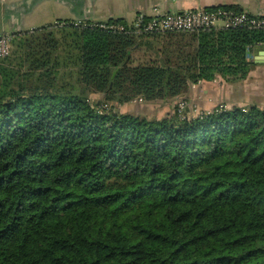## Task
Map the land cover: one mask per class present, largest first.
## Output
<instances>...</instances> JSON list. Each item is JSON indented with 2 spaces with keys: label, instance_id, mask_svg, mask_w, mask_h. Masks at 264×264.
I'll use <instances>...</instances> for the list:
<instances>
[{
  "label": "trees",
  "instance_id": "obj_1",
  "mask_svg": "<svg viewBox=\"0 0 264 264\" xmlns=\"http://www.w3.org/2000/svg\"><path fill=\"white\" fill-rule=\"evenodd\" d=\"M23 35L0 60V264H264L263 108L149 120L88 97L244 81L264 30L169 33L176 49L141 65L154 34L65 21Z\"/></svg>",
  "mask_w": 264,
  "mask_h": 264
},
{
  "label": "crops",
  "instance_id": "obj_2",
  "mask_svg": "<svg viewBox=\"0 0 264 264\" xmlns=\"http://www.w3.org/2000/svg\"><path fill=\"white\" fill-rule=\"evenodd\" d=\"M218 7H233L252 15H264V0H0V35H22L65 21L74 25L112 20L132 23L142 13L155 15ZM263 51L259 46L253 48L250 53L252 60L262 59L260 53ZM142 54V47L134 50L132 63L138 64ZM253 71H264V64L255 63ZM218 78L213 82L192 85L189 96L199 103L196 105L206 107L211 101H229L230 95V101L244 99L240 83L227 84ZM235 105L244 107L240 102Z\"/></svg>",
  "mask_w": 264,
  "mask_h": 264
},
{
  "label": "built area",
  "instance_id": "obj_3",
  "mask_svg": "<svg viewBox=\"0 0 264 264\" xmlns=\"http://www.w3.org/2000/svg\"><path fill=\"white\" fill-rule=\"evenodd\" d=\"M99 27L115 32H135L138 34L189 33L208 29H249L264 30V15H252L248 12H236L228 9L188 10L180 13H156L155 15L139 14L132 23L121 25L117 23H86L75 24ZM14 37L5 33L0 35V60L8 58L12 53ZM249 58L252 59L249 53ZM190 106L187 100H182L177 106L181 118L190 117L185 111ZM216 112L228 110L226 105L216 107ZM215 108V109H216ZM201 112L192 117H202L209 114Z\"/></svg>",
  "mask_w": 264,
  "mask_h": 264
},
{
  "label": "rangeland",
  "instance_id": "obj_4",
  "mask_svg": "<svg viewBox=\"0 0 264 264\" xmlns=\"http://www.w3.org/2000/svg\"><path fill=\"white\" fill-rule=\"evenodd\" d=\"M56 33V29H54ZM57 34V33H56ZM169 33L165 34H154V35H146L139 38L141 43V47L143 48L142 59L139 60L138 64L132 63L133 65H141L150 63L152 61H159L164 59V52L168 49L175 50L177 47V42L179 41L178 38L173 36H167ZM38 35V34H37ZM140 35V34H139ZM25 37L24 35L21 38L14 40L12 51L15 49V45L17 42L20 41ZM189 41V39H186ZM149 43V44H148ZM185 43V42H184ZM139 49V48H138ZM159 50V51H158ZM158 52H161L162 55L160 56ZM156 54V55H155ZM75 70H77L75 68ZM70 71H66L68 74ZM66 79H70V77H66ZM221 79V78H218ZM71 80V79H70ZM243 87L244 96L242 100L238 102L229 101L228 100H217L214 102H210V105L206 107H201L196 105L195 99L189 96L188 99H185L184 96L170 98L169 100L163 101H151L147 102L145 100H133L130 103L119 105L115 101H108L104 98V94L95 91L93 87L89 88V99H91L94 103H100L99 108L105 109L107 107L118 108L119 111L123 114H133L138 117H147L149 120H160L166 117H173L176 115V109L178 104L182 100H187L190 104L188 109L185 111V115L192 117L193 115H199L201 112H208L212 111L214 108L219 107L220 105H226L228 108L236 106L235 103L239 102L244 107H249L252 105L258 106L264 109V71H252L248 78L244 81L238 82ZM229 84V83H227ZM76 85V84H75ZM84 87V85H82ZM241 99V98H239ZM199 104V103H197ZM234 104V105H233Z\"/></svg>",
  "mask_w": 264,
  "mask_h": 264
},
{
  "label": "water",
  "instance_id": "obj_5",
  "mask_svg": "<svg viewBox=\"0 0 264 264\" xmlns=\"http://www.w3.org/2000/svg\"><path fill=\"white\" fill-rule=\"evenodd\" d=\"M260 57H262V59L254 60V62L257 64H264V51L260 53Z\"/></svg>",
  "mask_w": 264,
  "mask_h": 264
}]
</instances>
